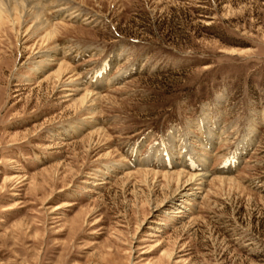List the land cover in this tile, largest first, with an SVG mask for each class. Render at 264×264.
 Instances as JSON below:
<instances>
[{
  "label": "rangeland",
  "instance_id": "374dc122",
  "mask_svg": "<svg viewBox=\"0 0 264 264\" xmlns=\"http://www.w3.org/2000/svg\"><path fill=\"white\" fill-rule=\"evenodd\" d=\"M23 1L0 264H264V0Z\"/></svg>",
  "mask_w": 264,
  "mask_h": 264
},
{
  "label": "bare ground",
  "instance_id": "6f19581e",
  "mask_svg": "<svg viewBox=\"0 0 264 264\" xmlns=\"http://www.w3.org/2000/svg\"><path fill=\"white\" fill-rule=\"evenodd\" d=\"M22 2H24L23 0H21ZM26 1V0H25ZM24 10V9H23ZM191 179V178H190Z\"/></svg>",
  "mask_w": 264,
  "mask_h": 264
}]
</instances>
